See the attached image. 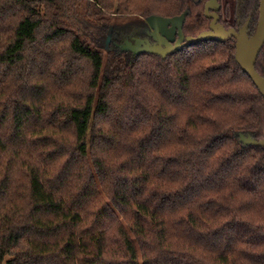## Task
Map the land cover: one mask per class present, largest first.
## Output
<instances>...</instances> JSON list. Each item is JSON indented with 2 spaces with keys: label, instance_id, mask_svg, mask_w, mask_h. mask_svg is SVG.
I'll return each instance as SVG.
<instances>
[{
  "label": "trees",
  "instance_id": "16d2710c",
  "mask_svg": "<svg viewBox=\"0 0 264 264\" xmlns=\"http://www.w3.org/2000/svg\"><path fill=\"white\" fill-rule=\"evenodd\" d=\"M82 1L0 0V264H264V146L241 140L264 96L236 39L135 54L112 16L187 11L197 36L206 0ZM260 1L220 21L253 35Z\"/></svg>",
  "mask_w": 264,
  "mask_h": 264
},
{
  "label": "water",
  "instance_id": "95a60500",
  "mask_svg": "<svg viewBox=\"0 0 264 264\" xmlns=\"http://www.w3.org/2000/svg\"><path fill=\"white\" fill-rule=\"evenodd\" d=\"M220 8L219 0H208L205 14L212 19L210 28L197 36H186L184 33L183 27L187 11L173 17L151 15L147 18L151 28L148 35L153 38L154 43L148 38H134L133 41L127 40L122 48L135 54L153 53L166 57L181 50L184 46L202 40L227 41L229 38L234 37L236 39V59L238 63L264 96V76L256 68L258 56L264 46V0L260 1V16L253 35L248 33L251 18H248L239 30L233 27L227 29L219 22L218 10ZM241 140L246 144L264 146V139L257 140L250 135L242 134Z\"/></svg>",
  "mask_w": 264,
  "mask_h": 264
},
{
  "label": "rangeland",
  "instance_id": "374dc122",
  "mask_svg": "<svg viewBox=\"0 0 264 264\" xmlns=\"http://www.w3.org/2000/svg\"><path fill=\"white\" fill-rule=\"evenodd\" d=\"M225 1L232 2V0H225ZM87 2H88V0H83L82 1V4H81V9L82 10H86ZM98 16L100 17V15H98ZM147 18L148 17L144 18V21L147 24V27L145 28L144 26H142V20L140 18H135V17H131V16L130 17H128V16H118V17L114 16L113 17L112 16V19H113L112 22H118L121 25H125V24L129 25L130 24V25L134 26V30H132V32L128 34V37L125 38V41L122 43V45L126 44L127 40H130V41L132 40L133 41L134 38H142V39L148 38L146 36H149L148 34L151 31V28H150V26H149V24L147 22ZM249 18H251V17H249ZM144 31H145V35L144 34H140L141 32H144ZM136 33H139V35L136 34ZM122 45H121V47H122ZM103 53H104V66L106 68L107 67V63H108V58H109L108 49L107 48L104 49Z\"/></svg>",
  "mask_w": 264,
  "mask_h": 264
},
{
  "label": "flooded vegetation",
  "instance_id": "af4514ba",
  "mask_svg": "<svg viewBox=\"0 0 264 264\" xmlns=\"http://www.w3.org/2000/svg\"><path fill=\"white\" fill-rule=\"evenodd\" d=\"M208 2V0H206V3ZM219 2H220V4H221V8H222V0H219ZM206 3H205V9H206ZM221 8L218 10V14H219V11L221 10ZM206 15V14H205ZM207 17V16H206ZM219 17H220V15H219ZM208 18V17H207ZM211 21H212V19L211 18H209ZM219 22L220 23H222L221 21H220V18H219ZM210 24H211V22H210ZM223 24V23H222ZM224 25V24H223ZM250 27V26H249ZM210 28V27H209ZM232 28V27H231ZM241 28V27H240ZM239 28V29H240ZM227 29H229V28H227ZM236 29V28H235ZM239 29H237V30H239ZM248 33H249V30H248ZM249 35H250V33H249ZM146 37H148L149 39H150V41L152 42V43H154V40H153V38L149 35V36H146ZM178 37V36H177Z\"/></svg>",
  "mask_w": 264,
  "mask_h": 264
}]
</instances>
